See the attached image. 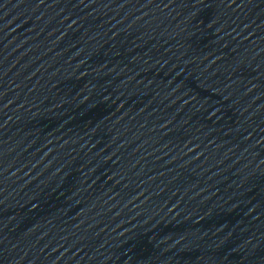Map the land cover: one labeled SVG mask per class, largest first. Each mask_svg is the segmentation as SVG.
I'll return each instance as SVG.
<instances>
[{"label": "water", "instance_id": "water-1", "mask_svg": "<svg viewBox=\"0 0 264 264\" xmlns=\"http://www.w3.org/2000/svg\"><path fill=\"white\" fill-rule=\"evenodd\" d=\"M38 264H264V18Z\"/></svg>", "mask_w": 264, "mask_h": 264}]
</instances>
